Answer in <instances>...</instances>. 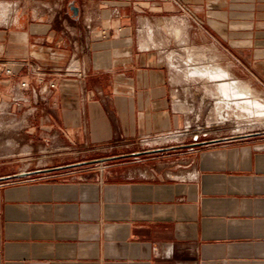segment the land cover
Wrapping results in <instances>:
<instances>
[{
  "label": "crops",
  "instance_id": "obj_1",
  "mask_svg": "<svg viewBox=\"0 0 264 264\" xmlns=\"http://www.w3.org/2000/svg\"><path fill=\"white\" fill-rule=\"evenodd\" d=\"M6 5L0 264H264V139L186 145L167 60L184 26L264 87V0Z\"/></svg>",
  "mask_w": 264,
  "mask_h": 264
},
{
  "label": "rangeland",
  "instance_id": "obj_2",
  "mask_svg": "<svg viewBox=\"0 0 264 264\" xmlns=\"http://www.w3.org/2000/svg\"><path fill=\"white\" fill-rule=\"evenodd\" d=\"M8 2L0 0V9ZM181 33L167 56L177 85L176 99H173L175 110L184 115L178 137L186 145H200L212 140L264 139V87L253 83V76L241 68L233 67L231 70L226 67L220 56L205 61L199 52L200 46L190 45L186 27ZM210 67L214 71H209ZM196 71L200 74H194ZM242 83L252 86L260 98L259 103L237 91L236 86ZM224 88L230 89V93H226Z\"/></svg>",
  "mask_w": 264,
  "mask_h": 264
},
{
  "label": "bare ground",
  "instance_id": "obj_3",
  "mask_svg": "<svg viewBox=\"0 0 264 264\" xmlns=\"http://www.w3.org/2000/svg\"><path fill=\"white\" fill-rule=\"evenodd\" d=\"M184 25V24H183ZM173 26V25H172ZM174 27V26H173ZM184 26H179V27H177V28H174V29H176L175 31H176V33H177V36H178V38H179V36H180V33H181V31L185 28H183ZM170 29V28H169ZM168 29V30H169ZM185 31V30H184ZM171 34H174L173 33V31H172V33ZM181 34H183V33H181ZM176 36V35H175ZM177 38V37H176ZM181 39V38H180ZM183 40V39H182ZM189 51V50H188ZM194 51V50H193ZM196 52V51H195ZM200 52V51H199ZM198 54V53H197ZM206 55V54H205ZM204 59H205V61L207 60V58L205 57V56H203V55H201ZM208 57V56H207ZM195 58V57H194ZM197 61V60H196ZM202 61H203V59H202ZM207 65V64H206ZM212 65V64H211ZM209 66V65H208ZM197 68V67H196ZM211 68V67H210ZM210 70H213L212 68L211 69H209V71ZM208 71V70H207ZM214 71V70H213ZM200 71H196V73H194V74H198ZM216 72V71H215ZM214 72V73H215ZM203 73V72H202ZM201 73V74H202ZM200 74V73H199ZM206 74V73H205ZM204 73H203V75H205ZM221 74V73H220ZM224 74V73H223ZM210 75V74H209ZM201 77H202V75H200ZM221 76V75H220ZM204 77V76H203ZM222 80V79H221ZM237 83V82H236ZM243 84V83H242ZM240 84V85H237L236 86V89H237V91L238 92H240V93H243L247 98H251V99H253V101H256V102H258L259 103V101H258V99H260L259 97H257V95H255V93L253 92V88L250 86V85H248V84ZM230 86V85H229ZM224 89H226V88H224ZM223 89V90H224ZM230 90V89H229ZM229 90H225V92L226 93H230L229 92ZM239 96V95H238ZM242 97V96H241ZM262 102V101H261ZM162 142V141H161Z\"/></svg>",
  "mask_w": 264,
  "mask_h": 264
},
{
  "label": "water",
  "instance_id": "obj_4",
  "mask_svg": "<svg viewBox=\"0 0 264 264\" xmlns=\"http://www.w3.org/2000/svg\"><path fill=\"white\" fill-rule=\"evenodd\" d=\"M71 10L73 11V13H74L75 16H78V14H79V9L78 8L72 7ZM22 176L23 175H17V176H15V178H20Z\"/></svg>",
  "mask_w": 264,
  "mask_h": 264
},
{
  "label": "built area",
  "instance_id": "obj_5",
  "mask_svg": "<svg viewBox=\"0 0 264 264\" xmlns=\"http://www.w3.org/2000/svg\"><path fill=\"white\" fill-rule=\"evenodd\" d=\"M7 73L11 74V73H12V71H11V70H7ZM51 86H52V87H55V85H54V84H52ZM22 87H24V88H25V87H27V85H26V84H23V85H22Z\"/></svg>",
  "mask_w": 264,
  "mask_h": 264
}]
</instances>
